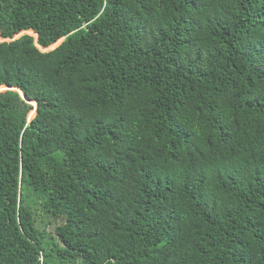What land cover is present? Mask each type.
I'll return each mask as SVG.
<instances>
[{
	"label": "trees",
	"instance_id": "obj_1",
	"mask_svg": "<svg viewBox=\"0 0 264 264\" xmlns=\"http://www.w3.org/2000/svg\"><path fill=\"white\" fill-rule=\"evenodd\" d=\"M0 39V264H264V0H0Z\"/></svg>",
	"mask_w": 264,
	"mask_h": 264
},
{
	"label": "water",
	"instance_id": "obj_2",
	"mask_svg": "<svg viewBox=\"0 0 264 264\" xmlns=\"http://www.w3.org/2000/svg\"><path fill=\"white\" fill-rule=\"evenodd\" d=\"M22 35L23 34H28V35H31V34H29L28 32H24V33H21ZM32 36V35H31ZM35 41H36V39H37V37H36V35H35ZM63 41V39H61L60 40V43ZM60 43H58V45L60 44ZM57 45V46H58ZM6 91H15V92H17L18 94H19V96H20V98L27 104V105H30V106H32L33 108H34V110L36 109V105L34 104H31V103H29V101L25 98V96L23 95V94H21V92L19 91V90H16V89H14V88H12V87H5V89H4V91L2 92V93H4V92H6ZM33 110V111H34ZM32 118V117H31ZM31 118H29V116H28V119H27V121L29 122L30 120H31Z\"/></svg>",
	"mask_w": 264,
	"mask_h": 264
},
{
	"label": "rangeland",
	"instance_id": "obj_3",
	"mask_svg": "<svg viewBox=\"0 0 264 264\" xmlns=\"http://www.w3.org/2000/svg\"><path fill=\"white\" fill-rule=\"evenodd\" d=\"M20 35H22L21 33L19 34V35H17L15 38H17V37H19ZM0 42H2V40L0 39ZM51 50H53V48H49L48 50L46 49V50H44V51H42V52H47V51H51ZM41 51V50H40ZM4 91V90H3ZM3 91H1L0 93H2Z\"/></svg>",
	"mask_w": 264,
	"mask_h": 264
}]
</instances>
